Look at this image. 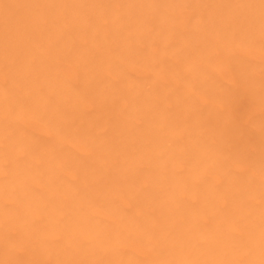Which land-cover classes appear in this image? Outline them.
Segmentation results:
<instances>
[{"label":"rangeland","instance_id":"rangeland-1","mask_svg":"<svg viewBox=\"0 0 264 264\" xmlns=\"http://www.w3.org/2000/svg\"><path fill=\"white\" fill-rule=\"evenodd\" d=\"M0 264H264V0H0Z\"/></svg>","mask_w":264,"mask_h":264}]
</instances>
